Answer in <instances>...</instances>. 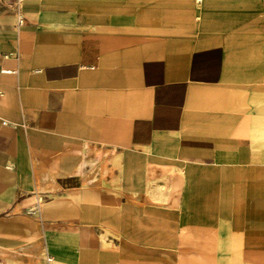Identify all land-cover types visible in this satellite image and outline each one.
Segmentation results:
<instances>
[{"label": "crops", "instance_id": "obj_1", "mask_svg": "<svg viewBox=\"0 0 264 264\" xmlns=\"http://www.w3.org/2000/svg\"><path fill=\"white\" fill-rule=\"evenodd\" d=\"M0 66V264H264V0H0Z\"/></svg>", "mask_w": 264, "mask_h": 264}, {"label": "built area", "instance_id": "obj_2", "mask_svg": "<svg viewBox=\"0 0 264 264\" xmlns=\"http://www.w3.org/2000/svg\"><path fill=\"white\" fill-rule=\"evenodd\" d=\"M19 1L20 0H15L16 6L18 5ZM15 22L17 25L21 24V22H22V15H21V13L17 7L15 9ZM11 72H15L14 66H8V67L0 66V73H11ZM2 122H4V121H2ZM37 202H38V198H36L34 200L33 204L27 208V212L35 211L37 208ZM46 259H49V257H47Z\"/></svg>", "mask_w": 264, "mask_h": 264}, {"label": "rangeland", "instance_id": "obj_3", "mask_svg": "<svg viewBox=\"0 0 264 264\" xmlns=\"http://www.w3.org/2000/svg\"><path fill=\"white\" fill-rule=\"evenodd\" d=\"M221 242L223 243V241L221 240ZM220 244V243H219ZM220 247H222V245L220 244L219 245ZM220 249V248H219ZM224 254V253H223ZM222 255V252L221 251H218V254H217V258H216V264H218V261L219 260H222V261H224V259H225V256L223 255V256H221ZM234 264V263H233Z\"/></svg>", "mask_w": 264, "mask_h": 264}, {"label": "bare ground", "instance_id": "obj_4", "mask_svg": "<svg viewBox=\"0 0 264 264\" xmlns=\"http://www.w3.org/2000/svg\"><path fill=\"white\" fill-rule=\"evenodd\" d=\"M35 200V199H34Z\"/></svg>", "mask_w": 264, "mask_h": 264}]
</instances>
